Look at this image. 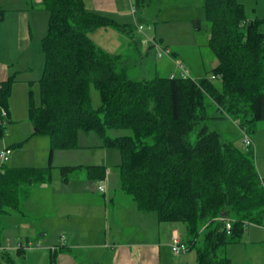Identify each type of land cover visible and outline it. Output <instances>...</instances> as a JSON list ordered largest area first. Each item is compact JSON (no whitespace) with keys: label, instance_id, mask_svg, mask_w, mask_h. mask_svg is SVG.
Instances as JSON below:
<instances>
[{"label":"trees","instance_id":"16d2710c","mask_svg":"<svg viewBox=\"0 0 264 264\" xmlns=\"http://www.w3.org/2000/svg\"><path fill=\"white\" fill-rule=\"evenodd\" d=\"M203 1L208 47L218 62L211 77L193 79L188 71L184 77L179 67L180 75L136 79L123 56L107 53L91 34L113 28L139 51L146 39L135 37L138 26L88 12L83 0H43L49 21L41 41L40 103L31 85L28 114L37 134L50 138L51 153L79 148L80 132L99 134L102 148L119 150L121 189L140 211L185 224L196 264H232L225 248L239 242L247 227L264 226V185L255 150L235 146L212 124L231 119L240 128L249 126L251 137L264 121V19H248L239 0ZM5 13L0 7V22ZM195 27L201 29L199 20ZM157 50L174 59L169 50ZM14 83V77L0 83V108L8 121ZM91 86L100 93L97 109ZM214 107L217 113L211 114ZM5 130L0 123V139ZM89 168L96 181L105 178L106 167ZM74 170L62 167L65 183ZM51 172L52 167L4 169L0 213L20 211L21 189L51 182Z\"/></svg>","mask_w":264,"mask_h":264},{"label":"rangeland","instance_id":"374dc122","mask_svg":"<svg viewBox=\"0 0 264 264\" xmlns=\"http://www.w3.org/2000/svg\"><path fill=\"white\" fill-rule=\"evenodd\" d=\"M125 1H127L128 7L127 5L119 6V9L121 8L122 10L119 13V16H121V23L125 22L124 18H127L126 10L128 8L131 19L130 21H126L131 25H135L136 23L144 28L142 31H140L138 27L136 28L135 37L137 39L142 40L148 37L158 42L161 51L165 49L175 54L174 60L166 55L159 56L160 52L157 48L153 47L154 45L150 47V44H144L145 42H143V45H139V52L138 48L132 44L131 40L126 35L113 28H101L91 34V38L107 53L123 56L126 64L130 65V75L132 78L153 79L157 75L168 77L172 73L180 75L179 67H183L188 71L193 79H200L204 76L211 77L212 70L217 64V59L208 47L210 31L205 17L203 0H131V4L135 7V14L132 12L133 6L130 5V1L124 0L122 3ZM239 2L245 6L248 19H264V0H239ZM197 20L200 21V30H197L195 27V21ZM41 41L42 39H40V41H37V39L31 41L28 44L29 47L27 49H29V51L27 52L20 50V44L18 40H16V37L10 41V46L12 48L14 47L15 58L22 55L21 60H24V58H32L33 55L36 54V51H38L43 70L45 58L41 48ZM37 67L38 66H35L36 72ZM31 72L33 71H28L27 74L30 75ZM19 78H22V73ZM215 83L220 86V82L216 81ZM31 85L34 91L35 103L39 105V83H31ZM31 85L24 93L23 99L20 101L15 99L12 102V107L15 112L17 111L18 115L23 116L22 119L14 118L13 121H19L16 125L22 127L21 132L24 136L33 135L36 130L32 121L28 118V92ZM90 94L92 107L94 109L99 108L101 106L99 91L95 89L94 86H91ZM215 113H217V108H211V114ZM12 123L13 122L9 124L7 120L4 133L5 137ZM248 128L250 129L249 126ZM212 130H219L226 140L231 141L235 146H239V148L243 147L240 127L233 120L220 119L212 124ZM259 133H261V138L264 139V121L258 123L254 132H251L250 135L255 137L257 134L259 135ZM35 135L38 136H35L31 141L27 138V140L17 143L16 146L13 145V156L2 166L4 169L36 166L34 165V159L37 156V151L34 152L33 150H38V152H45L46 150L48 154L51 152L50 138L41 134ZM192 141H195L194 136L192 137ZM102 143V138L96 132H80L79 148L72 150L56 149L53 151L55 163L45 167H52V180L50 186L54 192H60L68 201L51 211V213H58V215L55 214L56 216L52 220L53 240H51V246L47 247L48 245L45 243L44 238H41L39 235L38 238L35 232L30 233V227L26 224L25 228L22 229L23 243L18 244L16 249H10V246H3V248L0 249V260H2V264H51V250L57 249L56 246H58V248L63 247L61 244L65 245L64 240H61L60 237L64 235L61 233L63 229L65 234L75 231L78 227L79 230L90 229L94 233L96 240L102 237L105 229L104 223L102 221L88 220L83 215L85 208L92 206L94 210L97 209V205L94 201L96 198L92 194V186L96 184V181L85 180L84 182H80L83 181V173L76 172L75 174H70L68 182L65 183L61 173L62 167L84 168L88 165H102L104 161L107 162L105 163L107 165L112 164V166H118L121 163V154L119 150L105 147H100L101 149H99L98 145L100 146ZM89 146H96V148L88 149ZM1 147L3 148L2 138L0 139V148ZM244 147L245 149L248 148L245 145ZM66 151L78 153L79 156L75 157V160H70L69 156H65L67 153ZM14 158L22 162L15 164L13 163ZM57 164H62V166L56 168ZM70 164L73 165L70 166ZM117 172L119 175V169ZM108 176L109 172L106 170L105 178L100 180L99 183H104L106 185ZM37 186L38 185H33L31 190L25 186L21 191L24 192L25 197H30V194H36L41 200L42 194L38 192ZM5 217V215L0 213V231L3 235L9 236V230L5 229L4 226L5 220L3 221V219H5ZM14 217L18 218V215L15 214ZM58 231H60V233H58ZM27 237L32 238V243H30V245L26 244ZM13 239L15 240L16 238L13 237ZM9 245H12V243L10 242ZM22 246L25 249L21 248ZM260 246L264 247V228L252 226L244 231L239 242L229 244L225 248V254L231 260L232 264H264V252H261ZM188 248L190 247L188 246ZM18 250H24V252H19ZM191 253L195 255L196 250L192 249ZM3 257L6 258V261Z\"/></svg>","mask_w":264,"mask_h":264},{"label":"crops","instance_id":"0c3cea01","mask_svg":"<svg viewBox=\"0 0 264 264\" xmlns=\"http://www.w3.org/2000/svg\"><path fill=\"white\" fill-rule=\"evenodd\" d=\"M83 1L85 9L88 12L111 17L119 23H121V16H119V13L122 11L121 8L119 9V6L127 5L128 7L127 1L122 3L124 0ZM129 1L130 5H132L131 0ZM42 3L43 0H0V7L6 11L3 20L0 22V83L10 78H15L10 99V114L8 121L9 124L13 122V125L11 124L7 136H3L2 138L3 148H0V152L5 147L10 148L12 150L11 156H13L14 146H16L17 143L27 140V138L31 141L35 136H38L35 135L37 134L36 130L33 135L24 136V134H22V127L16 125L19 121L13 120L14 118L22 119L23 116L18 115L17 111L15 112L12 107V102L15 99L20 101L24 98V93L31 83L33 84L40 81L43 70L38 51H36V54L30 59L24 58V60H21L22 55L15 58L14 47L12 48L10 46V41L16 37V40H18L20 44V50L27 52L29 51V49H27L29 47L28 44L31 41L35 39L40 41V39L44 38L48 28L49 13L44 10ZM133 8L135 9L134 6ZM126 11L127 18H124L125 22L122 24H129L128 21L131 19L128 8ZM132 12L135 14L133 9ZM134 20L136 21L135 17ZM135 25L137 24L135 23ZM173 55L175 58L174 53ZM35 66H38L37 72ZM28 71L33 72L28 75ZM21 73L22 78H19ZM260 134L261 133H259V135L257 134L255 137L251 136V138L253 143L252 148L256 153L257 170L264 185V139L261 138ZM241 139L242 148H245L242 134ZM101 146L102 144L100 146L98 145V148L101 149ZM94 148H96V146L88 147V149ZM33 151H37V156L39 157L36 156L34 159V165L36 166L23 168H45L55 163V155L53 152H49L48 154L46 150L45 152H38V150ZM66 152L65 156H69L70 160H75V157L79 156L78 153H73L72 151ZM13 161L15 164L22 162L17 158H14ZM102 163V165L98 164L95 166L106 167L109 172L105 193L98 191L99 181L95 179L97 174L92 173L90 170L91 168L89 167H92L91 165L84 168L75 167V170L71 174H75L76 172L83 173V181L80 182H84L85 180L96 181V184L92 186V194L96 198L94 201L97 205V209L94 210L92 206L85 208L83 215L88 220L102 221L105 227L104 233L100 239L96 240L94 233L90 229L79 230L78 227L75 231L71 233L67 232L66 234L64 229L61 230V233L64 234V238L63 236L60 237L61 240H64L65 245L61 244L63 247L59 248L54 245L57 249L51 250V254H56L55 264H196L197 253L192 255L191 248L180 256H176L172 253V245L176 240H180L185 244L188 241L186 225L180 222H160L155 213L140 211L131 197L125 194L121 189L117 172L118 166H112V164L107 165L105 161ZM71 165L73 164H70V166ZM60 166H62V164H57L56 168ZM33 185H38V192L42 194L41 200L36 194H30V197H25V195L22 194L20 211L12 214H3L6 216L3 221L5 220L4 226L5 229L9 230V236L3 235L0 231V249L3 248V246H10V249H16L18 244L23 243L22 229L25 228L26 224L30 227V233L35 232L38 238L39 236L44 238L45 243L48 245L47 247L51 246V240H53L52 220L58 215V213H51V211L55 210L61 204L63 205V203H66L68 200H66L60 192H54L52 190L50 186L51 182L30 184L27 187L31 190ZM15 214L18 215V218L14 217ZM252 226L256 225H251L246 229ZM256 227L264 228V226ZM58 233H60V231H58ZM13 237L16 239L14 240ZM31 239L32 238L27 237L26 244L30 245V243H32ZM10 242L12 245H9ZM187 246L189 245L187 244ZM260 247L261 252H264V247ZM18 251L24 252V250ZM4 260L6 261V258H4Z\"/></svg>","mask_w":264,"mask_h":264},{"label":"built area","instance_id":"2783aa9c","mask_svg":"<svg viewBox=\"0 0 264 264\" xmlns=\"http://www.w3.org/2000/svg\"><path fill=\"white\" fill-rule=\"evenodd\" d=\"M134 12L135 9L133 8ZM139 30L142 31L144 28L142 26H138ZM151 43L153 44L157 49L160 50L159 44L156 41H153V39L150 38H146L145 43ZM169 54V52H167ZM183 76L184 77H189V73L187 71H183ZM214 79V77H213ZM0 114L1 117L3 119L0 120L1 124H6V119H8V114L7 111L4 108H0ZM242 136H243V143L246 147H251L252 146V140L251 137L249 136V128L248 127H244V128H240ZM12 155V150L10 148L5 147L1 152H0V173H3L4 168L2 167L3 165H5L8 161L10 156ZM98 191L101 193H105L106 192V185L104 183H99L98 186ZM223 221V219H221ZM232 228V222L228 221L226 222V229L229 231ZM23 249H25L23 246L21 247ZM188 246L187 244L181 242L180 240H176L174 242V244L172 245V253L176 256H180L183 253H186L188 251Z\"/></svg>","mask_w":264,"mask_h":264},{"label":"water","instance_id":"95a60500","mask_svg":"<svg viewBox=\"0 0 264 264\" xmlns=\"http://www.w3.org/2000/svg\"><path fill=\"white\" fill-rule=\"evenodd\" d=\"M38 130L36 129V132H37Z\"/></svg>","mask_w":264,"mask_h":264}]
</instances>
